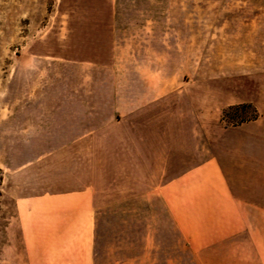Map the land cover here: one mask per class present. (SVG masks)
<instances>
[{
  "label": "rangeland",
  "instance_id": "1",
  "mask_svg": "<svg viewBox=\"0 0 264 264\" xmlns=\"http://www.w3.org/2000/svg\"><path fill=\"white\" fill-rule=\"evenodd\" d=\"M142 17L156 22H135ZM146 92L158 99L134 121L150 127L152 144L176 149L181 162L214 154L238 163L249 180L243 185L264 190V0H0V264H40L31 261L38 249L27 246L21 212L33 225L42 205L31 200L46 188L85 185L53 175L85 178L89 187L103 173L97 186L110 191L113 174L121 179L113 189L127 191L123 165L94 166L110 160V135L77 143L85 132L112 128L117 109L125 123L133 114L122 110L125 96ZM243 104L252 108L223 114ZM154 169L151 189L164 168ZM143 207L138 200L102 207L93 264L142 254L158 204Z\"/></svg>",
  "mask_w": 264,
  "mask_h": 264
},
{
  "label": "crops",
  "instance_id": "2",
  "mask_svg": "<svg viewBox=\"0 0 264 264\" xmlns=\"http://www.w3.org/2000/svg\"><path fill=\"white\" fill-rule=\"evenodd\" d=\"M139 19L135 22H156V17ZM199 21V15L192 14V37L195 34L198 37ZM149 92L129 99L125 96L122 110L133 112L126 115L125 123L117 109L113 113L112 128L85 132L77 143L80 146L91 134L110 135L111 140L106 143L111 152L110 160L95 161L94 166L123 165L128 176L127 191L113 189L121 180L113 174L108 181L110 191L97 186L104 181L103 173L100 176L95 173L91 177L95 185L89 187L85 178L53 175L51 179L58 183L74 178L85 185L46 188L42 198L31 200L42 205L37 217L31 218L33 225L27 224L24 210L21 212L27 246L38 249V258L36 252H32L31 261L93 264V235L102 207L123 200H138L142 201L144 212L152 211L153 204H158L154 212L158 221L146 225L150 233L146 238L144 228L142 254L129 258L127 264H264V190H248L243 185L249 180L235 168L238 163L221 160L214 154L200 163L181 162L182 159L172 153L176 149H169L166 143L152 144L150 127L140 128L134 121L136 111H144L158 99H152ZM220 118L223 120L224 116ZM235 131L243 132L241 127ZM155 135L161 139L162 133L159 130ZM92 145L96 151L98 146ZM196 150L199 151L198 146ZM182 166L190 169L184 172L172 169ZM157 167L164 168L160 174L162 183L151 189L145 183L151 182V173Z\"/></svg>",
  "mask_w": 264,
  "mask_h": 264
},
{
  "label": "trees",
  "instance_id": "3",
  "mask_svg": "<svg viewBox=\"0 0 264 264\" xmlns=\"http://www.w3.org/2000/svg\"><path fill=\"white\" fill-rule=\"evenodd\" d=\"M250 108H252V106L251 105H249V104H243V105H238V106H231V107H229L228 109H226L225 111H224V114H226V111H229V110H244V111H247V110H249ZM254 114H255V116H254V118H257V116H258V112L256 111V110H254ZM2 176H3V172H2V170L0 169V180L2 179ZM0 196H1V192H0Z\"/></svg>",
  "mask_w": 264,
  "mask_h": 264
}]
</instances>
